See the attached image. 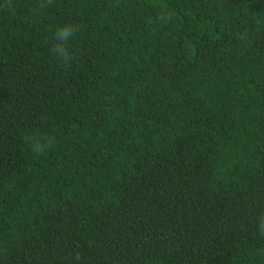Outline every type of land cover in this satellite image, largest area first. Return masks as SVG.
I'll list each match as a JSON object with an SVG mask.
<instances>
[{"label": "trees", "instance_id": "16d2710c", "mask_svg": "<svg viewBox=\"0 0 264 264\" xmlns=\"http://www.w3.org/2000/svg\"><path fill=\"white\" fill-rule=\"evenodd\" d=\"M262 222L264 0H0V264H264Z\"/></svg>", "mask_w": 264, "mask_h": 264}, {"label": "clouds", "instance_id": "9594fccd", "mask_svg": "<svg viewBox=\"0 0 264 264\" xmlns=\"http://www.w3.org/2000/svg\"><path fill=\"white\" fill-rule=\"evenodd\" d=\"M76 28L72 25H63L56 29L54 35L58 43L53 48V53L61 63L67 64L72 59L71 55L69 54L66 43L67 41L73 36ZM37 151L39 148L37 147ZM261 228L264 229V222L261 224Z\"/></svg>", "mask_w": 264, "mask_h": 264}]
</instances>
